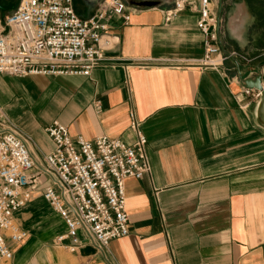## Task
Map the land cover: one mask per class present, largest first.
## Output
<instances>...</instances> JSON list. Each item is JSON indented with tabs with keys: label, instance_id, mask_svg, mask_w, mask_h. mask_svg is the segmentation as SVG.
Listing matches in <instances>:
<instances>
[{
	"label": "crops",
	"instance_id": "1",
	"mask_svg": "<svg viewBox=\"0 0 264 264\" xmlns=\"http://www.w3.org/2000/svg\"><path fill=\"white\" fill-rule=\"evenodd\" d=\"M100 1L71 4L85 18ZM17 2L0 0V17ZM210 2L226 55L215 66L201 59L198 0L167 21L173 0H123L128 18L110 15L112 42L88 74L0 72V107L28 120L15 126L38 160L52 147L43 130L52 119L72 137L130 143L131 112L149 164L124 178L128 232L101 248L80 230L75 250L54 243L65 224L34 190L12 213L27 231L12 264H264V100L240 79L256 72L264 86V65L240 54L262 40L264 0Z\"/></svg>",
	"mask_w": 264,
	"mask_h": 264
},
{
	"label": "built area",
	"instance_id": "2",
	"mask_svg": "<svg viewBox=\"0 0 264 264\" xmlns=\"http://www.w3.org/2000/svg\"><path fill=\"white\" fill-rule=\"evenodd\" d=\"M198 1L195 25L203 35L201 59L215 66L226 56L218 44L219 21L210 0ZM192 2L173 0L164 20ZM111 14L127 20L123 0H101L85 18L76 14L71 0H18L0 17V72L88 74L112 42L106 31ZM243 92L258 95L251 88ZM129 117L135 131L130 143L103 133L72 137L64 123L52 119L43 127L52 147L38 160L28 146V135L8 122L0 107V264H12V245L27 235L12 213L37 189L65 224L54 243L73 251L80 243V230L101 248L128 232L124 178L140 177L149 169L146 137L131 112Z\"/></svg>",
	"mask_w": 264,
	"mask_h": 264
},
{
	"label": "rangeland",
	"instance_id": "3",
	"mask_svg": "<svg viewBox=\"0 0 264 264\" xmlns=\"http://www.w3.org/2000/svg\"><path fill=\"white\" fill-rule=\"evenodd\" d=\"M11 2H15L16 0H10ZM262 40H259V42L254 44V48L252 49H246V51H242V53H240L243 56V59L245 60V58H247L249 56V58H251L254 62L259 63L264 65V33L261 36ZM248 55V56H247ZM247 56V57H246ZM4 73V72H3ZM2 109V108H1ZM3 110V109H2ZM5 113V112H4ZM6 114V113H5ZM6 117L8 118V122H10L12 125L15 126V124L20 125V126H25L26 124H28V120H23L22 115H20V118L16 117L15 115L12 117L13 119L9 118L6 114ZM38 118V117H37ZM16 127V126H15ZM34 197V196H32ZM39 198H41L39 196ZM43 198V197H42ZM32 199V198H31ZM31 199H29L25 205L31 201ZM44 199V198H43ZM45 200V199H44ZM24 205H22L21 207H23ZM22 222V219H21ZM25 223H27L25 221ZM55 236V235H54Z\"/></svg>",
	"mask_w": 264,
	"mask_h": 264
},
{
	"label": "water",
	"instance_id": "4",
	"mask_svg": "<svg viewBox=\"0 0 264 264\" xmlns=\"http://www.w3.org/2000/svg\"><path fill=\"white\" fill-rule=\"evenodd\" d=\"M4 8V6L0 5V11H2ZM217 18L218 17V13L216 14ZM226 53H228V55H232L229 51H226ZM243 85L245 87H253L256 89L261 90L264 93V87L262 86L261 82H260V75L258 73H253V75H245L243 77L240 78ZM261 99L264 100V95L260 94Z\"/></svg>",
	"mask_w": 264,
	"mask_h": 264
},
{
	"label": "bare ground",
	"instance_id": "5",
	"mask_svg": "<svg viewBox=\"0 0 264 264\" xmlns=\"http://www.w3.org/2000/svg\"><path fill=\"white\" fill-rule=\"evenodd\" d=\"M217 16V15H216ZM218 21H219V18H218ZM263 86V85H262ZM264 87V86H263ZM257 91H258V95H260V94H263L264 95V93L261 91V90H259V89H256ZM257 95V96H258Z\"/></svg>",
	"mask_w": 264,
	"mask_h": 264
}]
</instances>
